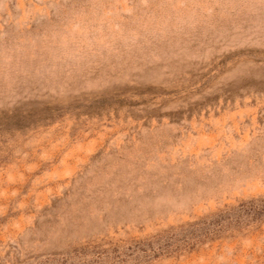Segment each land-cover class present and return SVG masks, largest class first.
Wrapping results in <instances>:
<instances>
[{
	"label": "rangeland",
	"instance_id": "374dc122",
	"mask_svg": "<svg viewBox=\"0 0 264 264\" xmlns=\"http://www.w3.org/2000/svg\"><path fill=\"white\" fill-rule=\"evenodd\" d=\"M0 264H264V0H0Z\"/></svg>",
	"mask_w": 264,
	"mask_h": 264
}]
</instances>
